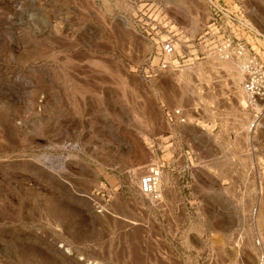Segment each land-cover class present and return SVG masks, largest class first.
<instances>
[{
	"label": "rangeland",
	"instance_id": "1",
	"mask_svg": "<svg viewBox=\"0 0 264 264\" xmlns=\"http://www.w3.org/2000/svg\"><path fill=\"white\" fill-rule=\"evenodd\" d=\"M217 1L264 32V0ZM211 16L209 0H0V264H260L264 129ZM152 167L179 181L160 200L140 191Z\"/></svg>",
	"mask_w": 264,
	"mask_h": 264
},
{
	"label": "built area",
	"instance_id": "2",
	"mask_svg": "<svg viewBox=\"0 0 264 264\" xmlns=\"http://www.w3.org/2000/svg\"><path fill=\"white\" fill-rule=\"evenodd\" d=\"M209 6L212 21L206 34L213 38L210 48L220 59L238 62L245 108L251 115L247 128L250 133H257L264 129V32L252 24L244 9L237 4L231 7L209 0ZM161 50L164 55L161 67L168 68L171 64L169 58L176 51L175 46L170 41H164ZM166 115L170 120L187 121L181 108L167 110ZM160 180V167H152L140 178L141 193L160 200ZM260 264H264V253Z\"/></svg>",
	"mask_w": 264,
	"mask_h": 264
},
{
	"label": "crops",
	"instance_id": "3",
	"mask_svg": "<svg viewBox=\"0 0 264 264\" xmlns=\"http://www.w3.org/2000/svg\"><path fill=\"white\" fill-rule=\"evenodd\" d=\"M164 165V164H163ZM164 167V166H163ZM178 172L180 173V171L178 170ZM164 173V172H163ZM173 183V182H172ZM178 183H179V181H176V183H175V181H174V183L171 185V182L169 183V178H168V176H163V178H162V173H161V186L164 188L163 190H164V195L166 196V189L167 188H171L173 191H174V189L176 188V186H178L179 187V185H178ZM177 191H179L178 190V188H177ZM181 191V190H180ZM163 195V194H162Z\"/></svg>",
	"mask_w": 264,
	"mask_h": 264
},
{
	"label": "bare ground",
	"instance_id": "4",
	"mask_svg": "<svg viewBox=\"0 0 264 264\" xmlns=\"http://www.w3.org/2000/svg\"><path fill=\"white\" fill-rule=\"evenodd\" d=\"M139 174V173H138ZM142 175V174H141ZM135 177V176H134Z\"/></svg>",
	"mask_w": 264,
	"mask_h": 264
}]
</instances>
